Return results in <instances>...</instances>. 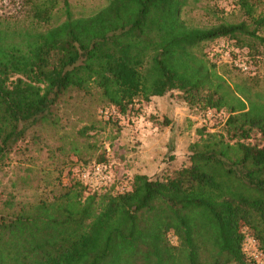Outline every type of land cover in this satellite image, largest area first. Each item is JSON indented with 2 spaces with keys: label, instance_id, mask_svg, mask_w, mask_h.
Listing matches in <instances>:
<instances>
[{
  "label": "trees",
  "instance_id": "trees-1",
  "mask_svg": "<svg viewBox=\"0 0 264 264\" xmlns=\"http://www.w3.org/2000/svg\"><path fill=\"white\" fill-rule=\"evenodd\" d=\"M202 1L107 0L76 16L69 0H15L17 15L0 14V168L34 129L57 126L53 109L70 92L122 116L173 92L201 117L226 114L172 172L136 174L125 193L87 194L61 177L50 198L10 195L0 264H253L246 237L264 254V77L205 51L222 40L250 68L264 61V0H235L230 16L207 2L199 23L189 14Z\"/></svg>",
  "mask_w": 264,
  "mask_h": 264
},
{
  "label": "rangeland",
  "instance_id": "rangeland-1",
  "mask_svg": "<svg viewBox=\"0 0 264 264\" xmlns=\"http://www.w3.org/2000/svg\"><path fill=\"white\" fill-rule=\"evenodd\" d=\"M234 1L203 0L189 16L200 19L199 23L206 21L207 16H204L200 6L207 2L230 16L235 11ZM69 2L76 16H88L104 7L107 0ZM17 12L15 0H0V14L17 15ZM205 51L218 67L230 65V60L237 56L247 60L244 54L238 52L232 57L229 54L231 49L222 40L207 43ZM251 67V74L264 77L263 60L256 65L251 64ZM228 69L233 74H239ZM53 112L57 126L44 125L34 129L18 143L6 166L0 168V206L10 199V195H14L16 205L33 202L40 197L50 198L53 192L58 191L57 178L62 177L64 185L74 183L73 171L84 161L93 163L99 157L111 165L119 181L129 183L134 175L141 172L153 176L165 170L170 173L177 167L176 158H187L188 146L199 138L197 131L204 127L208 132H221L226 116L224 112L212 111L210 115L201 117L200 111L189 109L176 92L160 103H138L126 116L116 114L112 107L97 97L70 92L54 107ZM144 123H148L151 130L159 135L151 148L143 146L135 136V129ZM258 141L257 135L249 140L250 143ZM148 154L154 160H147L145 157ZM169 239L175 244L174 237L170 235Z\"/></svg>",
  "mask_w": 264,
  "mask_h": 264
},
{
  "label": "built area",
  "instance_id": "built-area-1",
  "mask_svg": "<svg viewBox=\"0 0 264 264\" xmlns=\"http://www.w3.org/2000/svg\"><path fill=\"white\" fill-rule=\"evenodd\" d=\"M229 64L242 73L253 72L247 60L241 59L240 56L231 59ZM72 178L83 185L87 194L107 190L121 194L130 189L128 181H119L111 165L106 162L81 164L73 171ZM242 250L250 257L253 264H264V254L258 249L257 242L252 237H246Z\"/></svg>",
  "mask_w": 264,
  "mask_h": 264
},
{
  "label": "crops",
  "instance_id": "crops-1",
  "mask_svg": "<svg viewBox=\"0 0 264 264\" xmlns=\"http://www.w3.org/2000/svg\"><path fill=\"white\" fill-rule=\"evenodd\" d=\"M155 102H162L161 98H154ZM136 130V139L142 141L143 146L151 148L152 146H154L153 142H156L159 139V135L157 133H154L153 130H151V128L148 126V123H144V124H140L138 125V127L135 129ZM164 138H166V136H164ZM147 160H154V157H151V155L149 156L146 155L145 157ZM152 158V159H150ZM158 167V165H157ZM156 167V168H157ZM155 168V169H156ZM138 174H145L147 175L146 172H141Z\"/></svg>",
  "mask_w": 264,
  "mask_h": 264
}]
</instances>
